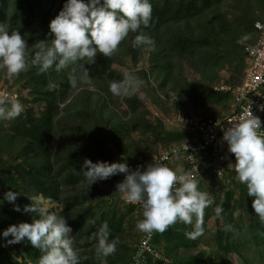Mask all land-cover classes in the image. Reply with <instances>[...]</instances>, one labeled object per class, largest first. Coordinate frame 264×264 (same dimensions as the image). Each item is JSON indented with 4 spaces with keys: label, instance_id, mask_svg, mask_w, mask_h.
Listing matches in <instances>:
<instances>
[{
    "label": "trees",
    "instance_id": "trees-1",
    "mask_svg": "<svg viewBox=\"0 0 264 264\" xmlns=\"http://www.w3.org/2000/svg\"><path fill=\"white\" fill-rule=\"evenodd\" d=\"M150 3L149 25L141 27L153 43L134 48L132 39L137 33L130 32L111 56L98 53L95 62L86 65L88 81L70 83L69 74L74 70L79 74V63L39 72L29 61L24 70L11 76L0 69L1 88L22 105L16 118H0V232L12 224L31 222L33 214L22 209L31 203L27 195L38 194L62 205L56 214L64 216L72 229L78 264H129L132 260L142 237L135 224L142 216L135 220L137 206L125 203L115 190L106 193L100 188L109 184L115 189L124 174L90 185L84 178L83 159L126 161L135 170L147 152L158 154L161 146L165 151L195 137L178 120L180 127L168 130L165 117L188 115L187 107L203 115H226L234 93L217 88L241 84L247 66L245 48L256 41L255 22L264 21V0ZM63 4L64 0H0V22L21 33L31 57L35 42L51 38L49 22ZM125 72L142 83L132 95L114 96L108 83L122 80ZM222 72L227 73L224 79ZM121 103L127 108L124 114L118 109ZM175 133V138L169 137ZM185 168H189L187 163ZM200 170L195 180L210 201L204 209L203 233L188 238L185 232L192 231V225L180 221L163 232L153 231V246L161 258L146 254V264H168L166 260L171 264H240L233 255L242 264L256 260L264 264V222L254 212L246 186L228 166L218 175L206 160ZM9 190L20 193L15 204L21 211L3 199ZM217 205L222 207L219 216ZM104 222L109 240L117 238L118 243L114 253L100 257L95 233ZM205 245L210 253L203 249ZM14 250L22 254V260L13 256ZM249 251L257 258H247ZM40 255V249L27 239L7 244L0 237V264H37Z\"/></svg>",
    "mask_w": 264,
    "mask_h": 264
},
{
    "label": "clouds",
    "instance_id": "clouds-1",
    "mask_svg": "<svg viewBox=\"0 0 264 264\" xmlns=\"http://www.w3.org/2000/svg\"><path fill=\"white\" fill-rule=\"evenodd\" d=\"M151 10L150 0H64L62 9L49 22L51 38L35 42L31 57L27 55L26 40L21 33L0 22V69L11 76L24 70L29 61L39 72H46L53 66L60 71L69 64L79 63V74H74V70L69 74V81L73 86L78 79L88 81L91 77L86 65L93 64L98 53L111 56L130 32L137 33L132 39L134 48L153 43L141 27L149 25ZM141 83L134 74L125 72L122 80L109 81L108 89L114 96L132 95ZM0 104L7 105L0 107L2 119H14L22 111V105L15 97L6 98ZM260 108L264 109V105ZM222 139L235 156V163L228 167L246 186L247 196L253 197L252 208L264 222V131L261 120L246 109L223 131ZM85 167L84 178L90 185L124 174V178L115 184V192L124 202L139 204L142 208V219L135 224L139 231L163 232L180 221L192 225V231L185 232L188 238L194 239L203 233L204 209L210 201L208 193L199 190L191 172L172 169L154 159L132 170L126 161L94 163L84 158L82 168ZM19 194L9 190L3 197L13 203L15 211H21L15 204ZM27 196L31 203L24 205L22 211L33 214L31 222L9 225L0 232V237L5 238L7 244L27 239L40 249L37 264H78V250L73 248L70 235L72 229L64 216L50 211L38 194ZM221 211L222 207L217 205V216ZM9 236L11 239H7ZM95 238L98 256L107 257L115 252L118 239L109 240L107 222L101 224Z\"/></svg>",
    "mask_w": 264,
    "mask_h": 264
},
{
    "label": "built area",
    "instance_id": "built-area-1",
    "mask_svg": "<svg viewBox=\"0 0 264 264\" xmlns=\"http://www.w3.org/2000/svg\"><path fill=\"white\" fill-rule=\"evenodd\" d=\"M254 29L257 39L254 44L245 48L247 66L241 84L238 86L221 85L217 88V90L234 93L228 113L218 117L194 111L188 115L184 113L179 115L180 124L186 126L195 137L190 142H184L163 151L154 160L171 168L169 164L176 163L177 159L182 157L189 168L177 170L191 172L193 178L196 179L209 153L211 158L209 165L215 173L221 175L225 166H229L226 156L228 145L222 139L223 131L238 120L246 109L261 120V130L264 131V109L260 108L264 105V21H256ZM11 97L15 96L4 89L0 90V101ZM127 204L137 206L142 211L139 204ZM146 254L161 258L159 251L153 246V232H142L140 244L129 264H146ZM166 262L171 264L168 260Z\"/></svg>",
    "mask_w": 264,
    "mask_h": 264
},
{
    "label": "rangeland",
    "instance_id": "rangeland-1",
    "mask_svg": "<svg viewBox=\"0 0 264 264\" xmlns=\"http://www.w3.org/2000/svg\"><path fill=\"white\" fill-rule=\"evenodd\" d=\"M226 72H222V75H223V79H224V76H225V78H226ZM3 88H1V86H0V90H2ZM6 91H8V90H6ZM121 102V101H120ZM147 105H149L148 106V108H150V104L149 103H147ZM189 108V111L190 112H193V111H191V107H187V109ZM119 109V111H120V113H122V114H124L126 111H127V108H126V106L123 104V103H121L120 104V107L118 108ZM178 120V117L177 118H174V117H165V119H164V122H165V125H166V128L169 130V129H175L178 125H177V121ZM181 126H183V125H181ZM178 127H180V126H178ZM184 128H187L186 126H183ZM188 129V128H187ZM189 130V129H188ZM134 139H136L137 138V135L136 134H133V136H132ZM170 138H175L176 137V133L175 134H172L171 136H169ZM164 151V147H160L159 149H158V154H154V153H152V152H147L146 153V155H145V157H141L140 159H139V161L138 162H141V166H144V165H146L147 163H150V162H152L153 161V159H155V157H157V156H159V154L160 153H162ZM207 160L211 163V158H210V155H209V153H207ZM226 156H227V158H228V160H229V164L230 163H232V164H234L235 163V156H234V154L233 153H230L229 151H227L226 152ZM185 164H186V162L184 161V159L181 157V158H179V159H177V162L176 163H174V162H172V163H170L169 165L171 166V168H173V169H182V168H185ZM201 171V170H200ZM213 171V170H212ZM199 173V172H198ZM198 173H197V176H198ZM201 174V173H200ZM124 178V176L122 177V179ZM122 179H120L119 181H121ZM100 188L102 189V191H104V192H106V193H112L111 191L112 190H115V189H113V187H111V186H109V184L107 185V184H100ZM231 189L232 190H234V191H236V187H231ZM236 195H237V192H236ZM41 198H42V200L43 201H45L46 203H47V206H48V208H49V210L50 211H53V212H55V213H57L58 211H59V209H60V206L62 207V205H60V203H52V202H50L49 200H46V199H44L42 196H40ZM98 201H101L100 199H98ZM126 209H128V210H132L133 211V209H132V206H127V207H125ZM136 211V214L134 215V219L135 220H137L139 217L141 218V216H142V211L140 210V209H136L135 210ZM208 223L210 224V226H211V228L213 229L214 228V224H213V222H212V219L211 218H209L208 219ZM135 230H137V228L135 229ZM138 231V230H137ZM210 235L209 234H207L206 236H204V238L205 239H207L208 237H209ZM206 252H208V253H210L212 250H211V248L210 247H208V246H204V248H203ZM12 254H13V256L15 257V258H17L18 260H22L23 259V257L21 256L22 254H20L19 252L17 253V251L16 250H14V251H12ZM246 257L247 258H249V259H253V258H257V255L254 253V252H252V251H249V252H247L246 253ZM233 259H234V261L235 262H237V263H240V264H242V261L240 260V258L238 257V256H236V255H233ZM250 264H263L262 262H260V261H258V260H256V261H254V262H250Z\"/></svg>",
    "mask_w": 264,
    "mask_h": 264
}]
</instances>
